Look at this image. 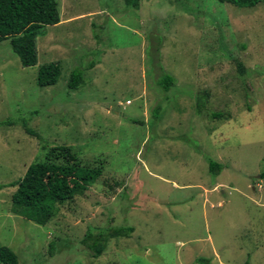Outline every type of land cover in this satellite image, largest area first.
Wrapping results in <instances>:
<instances>
[{
  "label": "rangeland",
  "instance_id": "obj_1",
  "mask_svg": "<svg viewBox=\"0 0 264 264\" xmlns=\"http://www.w3.org/2000/svg\"><path fill=\"white\" fill-rule=\"evenodd\" d=\"M55 1L60 21L38 30L34 66L0 42V245L18 264H264V5ZM50 63L60 76L40 88L38 68ZM74 70L83 85L71 91ZM164 74L174 79L167 92L157 85ZM25 120L83 164L104 161L45 226L11 211L9 184L43 154ZM206 159L221 165L217 176ZM119 226L134 231L93 258L87 230Z\"/></svg>",
  "mask_w": 264,
  "mask_h": 264
},
{
  "label": "trees",
  "instance_id": "obj_2",
  "mask_svg": "<svg viewBox=\"0 0 264 264\" xmlns=\"http://www.w3.org/2000/svg\"><path fill=\"white\" fill-rule=\"evenodd\" d=\"M128 8L137 9L142 0H122ZM179 2L180 0H175ZM220 4L232 5L240 9H253L264 5V0H216ZM58 4L55 0H0V42L9 40L13 54L18 58L22 67H32L36 64V37L43 26L58 24ZM237 71L243 74L244 68L235 61ZM94 63L88 65L92 68ZM60 76V66L55 63L39 66L36 85L40 88L53 86ZM174 84V79L164 74L157 85L167 92ZM83 85V73L80 70L71 72L67 89L74 91ZM196 98V113L201 115L205 107V98ZM159 107L154 110L153 117L157 118ZM211 119L220 120L223 113H211ZM22 127L25 133L41 142L42 156L31 163L24 175L10 187H16L11 195V211L36 225L45 226L57 213V208L81 195L102 175L104 161L97 165L83 164L78 154L68 145L49 146L33 131L26 120ZM208 172L217 176L221 165L206 159ZM263 176V173L261 174ZM2 189V186H0ZM134 231L133 227H112L94 232L88 229L83 244L91 252L93 258L99 257L112 239L128 238ZM55 251L54 242L49 243V256ZM197 264H210V260L200 257ZM0 264H18L16 254L8 247L0 245Z\"/></svg>",
  "mask_w": 264,
  "mask_h": 264
}]
</instances>
